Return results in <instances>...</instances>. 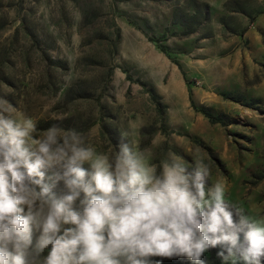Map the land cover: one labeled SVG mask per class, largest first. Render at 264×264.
<instances>
[{
    "label": "rangeland",
    "instance_id": "1",
    "mask_svg": "<svg viewBox=\"0 0 264 264\" xmlns=\"http://www.w3.org/2000/svg\"><path fill=\"white\" fill-rule=\"evenodd\" d=\"M6 107L97 151L162 137L154 163L200 157L264 217V0H0Z\"/></svg>",
    "mask_w": 264,
    "mask_h": 264
},
{
    "label": "clouds",
    "instance_id": "2",
    "mask_svg": "<svg viewBox=\"0 0 264 264\" xmlns=\"http://www.w3.org/2000/svg\"><path fill=\"white\" fill-rule=\"evenodd\" d=\"M13 111L0 109V264H205L217 247L223 264H261L264 217L209 184L202 158L191 169L173 152L154 163L162 137L97 151L56 124L36 135Z\"/></svg>",
    "mask_w": 264,
    "mask_h": 264
},
{
    "label": "trees",
    "instance_id": "3",
    "mask_svg": "<svg viewBox=\"0 0 264 264\" xmlns=\"http://www.w3.org/2000/svg\"><path fill=\"white\" fill-rule=\"evenodd\" d=\"M202 114L207 118V120L211 123L216 121V117H214L211 113L207 111H202ZM235 219V217H234ZM243 239V236L241 235V240ZM219 251V247L212 248L209 251H207L203 256L202 259L205 261V264H217L221 259L218 258L217 252ZM154 259L161 260L162 264H192L191 261H189L186 258L182 257H175V258H161V257H154ZM261 264H264V258H261Z\"/></svg>",
    "mask_w": 264,
    "mask_h": 264
}]
</instances>
